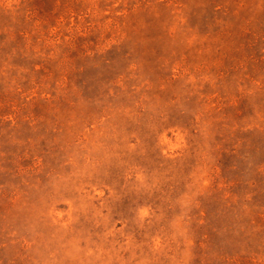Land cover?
<instances>
[{
  "label": "rangeland",
  "instance_id": "obj_1",
  "mask_svg": "<svg viewBox=\"0 0 264 264\" xmlns=\"http://www.w3.org/2000/svg\"><path fill=\"white\" fill-rule=\"evenodd\" d=\"M0 264H264V0H0Z\"/></svg>",
  "mask_w": 264,
  "mask_h": 264
}]
</instances>
